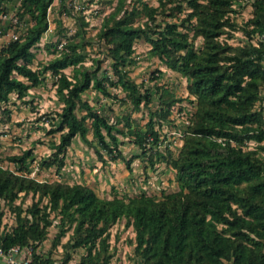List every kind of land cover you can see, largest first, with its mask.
<instances>
[{
    "label": "trees",
    "instance_id": "obj_1",
    "mask_svg": "<svg viewBox=\"0 0 264 264\" xmlns=\"http://www.w3.org/2000/svg\"><path fill=\"white\" fill-rule=\"evenodd\" d=\"M10 1L0 0V14L8 11ZM159 1L154 7L146 2L139 6L133 0L128 4L127 0H117L103 18L96 39L106 45L116 79L99 78L100 60H95L94 68L83 64L82 49L92 41L86 37L87 22L78 18L74 37L45 67L56 77V95L63 105L56 113L59 124H51L47 131L59 132L58 142L53 143L54 151L42 159L41 165L63 168L66 150L76 136L95 148L100 161H105V151L108 160H123L128 169L133 158L122 155L118 134H128L143 151L149 138L158 143L159 132L152 116L145 132L126 122L125 133L81 96L93 89L117 98L109 91L114 87L125 92L124 99L133 109L138 110L142 103L148 105L152 98L149 89L134 82L125 69L134 54L135 42L144 39L150 45V56L189 79L188 92L196 100L178 156L173 157L166 148L164 153L155 152L148 158L150 166L164 162L175 170L178 189L160 199L145 193L127 200L102 198L81 183L30 177L25 161L32 149H25L7 157L19 165L17 171L0 165V198L15 218L11 230L0 238L4 254L13 247H26L30 264H53L50 257L37 252V247L54 225V213L58 230L53 243L71 230L67 243L87 252L79 264H109L113 252L109 251L107 231L121 217L133 227L134 252L143 264H264V159L258 157L257 148L241 146L252 140L258 144L264 141V115L256 107L264 91V46L250 41L264 29V0H252V17L247 22L248 30H244L248 39L235 46L220 39L226 27L234 26L230 15L235 0ZM183 1L189 11L180 22H156L158 14L173 17L183 12ZM52 2L20 0L18 18L27 14L32 23L1 50L0 109L11 93L22 98L42 82L40 72L30 66L34 59L31 48L48 29ZM140 16L147 19L143 24L136 23ZM197 40L201 41L200 47L195 45ZM69 66L74 68L72 76L64 72ZM172 103L164 102L167 108ZM78 110L83 111L81 116ZM168 113L163 111L160 120ZM89 133L92 140L87 138ZM259 148L264 149V144ZM29 194L33 199L29 206L24 208L22 201L16 203ZM2 216L0 211V224ZM70 259L71 254L66 252L60 264H69Z\"/></svg>",
    "mask_w": 264,
    "mask_h": 264
},
{
    "label": "rangeland",
    "instance_id": "obj_2",
    "mask_svg": "<svg viewBox=\"0 0 264 264\" xmlns=\"http://www.w3.org/2000/svg\"><path fill=\"white\" fill-rule=\"evenodd\" d=\"M131 0H127L126 4ZM136 5L142 2L157 7L159 0H133ZM245 0H235L232 5L233 27H226L225 34L220 39L231 45L244 44L247 37L244 30H248L246 18ZM117 0H53L48 8V29L42 34L40 40L31 48L34 59L30 63L32 69L38 70L42 82L36 87L30 88L24 97L18 98L16 93H11L7 103L1 104L0 109V165L17 171L18 164L10 162L7 157L21 154L25 149L31 148L32 154L25 161L26 173L40 181H61L63 183H81L89 186L102 198L129 197L145 193L157 199L164 194L176 191L178 184L175 178V170L164 162H158L154 166L149 165L148 158L155 152L164 153L166 148L171 150L173 157H177L183 138L188 130L190 120L196 108L195 97L188 92L189 79L175 70L167 68L158 57L150 56V45L144 39H139L134 45V54L131 61L125 66L130 78L138 85L143 83L152 94L148 105L143 103L138 110L133 109L130 101H125V92L121 88L109 87L111 94L117 98L104 96L101 92L93 89L86 90L81 94L84 100L93 105L99 113L108 117L110 122H116L117 126L125 133L126 122L131 128L145 132V124L150 116L153 117L155 128L159 132V141L152 143L149 138L145 149L139 148L130 141L128 134H118V144L122 155L128 159L133 158L130 169L126 167L123 160H108L105 151V161H100L95 153V148L82 140L79 136L72 139L71 145L65 153V165L57 169L55 165L44 167L42 159L49 158L55 149L59 139V132L48 134L51 124L58 125L57 112L61 111L63 103L56 95V77L45 69L49 60L64 49L68 41L74 37L78 28L79 17L87 22L86 37L91 39L89 45L83 47L85 55L83 64L87 67H95V60L101 61L99 78L108 76L116 79L110 67V57L107 55L106 45L100 44L96 34L102 23ZM179 1H177L178 3ZM173 4H167L170 7ZM183 12L176 13L173 17L158 14L156 22L164 25L166 21L180 22L189 11L186 1L181 2ZM20 3L12 0L7 3L8 11L0 14V54L2 48L8 43L9 33L19 32L24 34L31 17L25 15L18 18ZM146 17L140 16L136 19L137 24H143ZM227 39V40H226ZM196 47L201 46L197 40ZM73 67L69 66L64 72L72 76ZM152 75L158 76L151 79ZM173 100L171 107H165L164 102ZM8 110V113L3 112ZM168 110L165 119L160 120L163 111ZM78 116L83 111H77ZM88 140H92L91 133ZM250 141L242 143L244 149L257 148L258 157L264 159V149L259 148L264 142L248 145ZM252 142V141H251ZM253 143V142H252ZM24 172V171H21ZM35 197L34 200H36ZM26 208L33 201L31 195L18 199ZM43 204L46 200H43ZM0 211H3L0 224V238L11 230L15 224L14 213L10 207L0 198ZM54 225L48 228L46 238L37 247V252L43 257H50L53 264L62 263L65 253L71 254L69 264H79L82 257L86 255L83 248H72L68 243V231L60 240L53 243L58 228V218L52 213ZM107 242L109 251L113 256L109 264H143L140 257L134 252L135 232L131 224L127 225V218L121 217L107 231ZM30 259V250L26 247L18 252L10 251L8 254L0 253V264H24Z\"/></svg>",
    "mask_w": 264,
    "mask_h": 264
},
{
    "label": "built area",
    "instance_id": "obj_3",
    "mask_svg": "<svg viewBox=\"0 0 264 264\" xmlns=\"http://www.w3.org/2000/svg\"><path fill=\"white\" fill-rule=\"evenodd\" d=\"M18 3H20V0H17ZM5 13H3L2 15H4ZM21 35V33L19 32H11L9 33V38L8 40H15V39H18ZM252 39V43L255 44V45H258V44H263L264 46V29L263 31L260 33V34H257L255 35ZM8 41V42H9ZM264 56V55H263ZM253 143L252 142H249L248 145H252ZM22 248H19V247H13L10 249V251H13V252H18L19 250H21ZM9 251V252H10ZM0 253H2V250L0 249ZM24 264H30V259H27L25 260Z\"/></svg>",
    "mask_w": 264,
    "mask_h": 264
},
{
    "label": "crops",
    "instance_id": "obj_4",
    "mask_svg": "<svg viewBox=\"0 0 264 264\" xmlns=\"http://www.w3.org/2000/svg\"><path fill=\"white\" fill-rule=\"evenodd\" d=\"M251 2H252V0H245L244 1V3H249V4H246V8H245V12H246V14H245L246 18L245 19H247V17H252V5H251ZM261 17H262V20L264 22V14H262ZM250 28H251V26H250ZM250 41H252V39ZM256 107L258 109L261 108L262 109V113L264 115V91L261 92L260 100L256 103ZM252 142H253V144H254V142L257 143L256 141H253V140H252ZM262 142H264V141H262Z\"/></svg>",
    "mask_w": 264,
    "mask_h": 264
}]
</instances>
